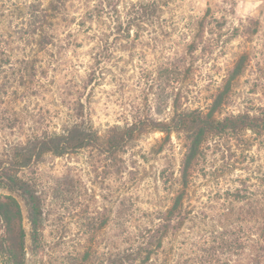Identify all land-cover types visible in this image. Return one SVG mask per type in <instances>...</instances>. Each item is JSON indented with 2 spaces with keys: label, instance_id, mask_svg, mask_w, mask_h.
<instances>
[{
  "label": "trees",
  "instance_id": "trees-1",
  "mask_svg": "<svg viewBox=\"0 0 264 264\" xmlns=\"http://www.w3.org/2000/svg\"><path fill=\"white\" fill-rule=\"evenodd\" d=\"M46 2L0 0V93L7 128L18 125L24 134L26 119L18 117L13 106L20 102L28 107L44 88L40 77L47 73V63L43 56L51 48L79 49L82 36L93 47L90 61L78 65L83 68L86 64L85 76L76 75L79 83L60 94L67 108L65 113L59 112L61 128L40 129L36 122L32 133L0 161V188L9 193L0 194V220L5 228L0 254L6 263L25 264L27 234L20 201L27 211L33 248L41 243L44 200L19 174L41 164L47 155L64 157L90 150L110 157L115 167V264H264V112L219 114L251 63L248 52L235 53L226 77L213 87L205 105L190 106L187 94L181 93L160 119L137 112L124 127L115 125L101 133L92 123L91 93L86 96L89 87L92 92L107 76L117 79L119 63L132 65L137 56L134 50L147 46L142 33L181 34L183 53L177 70L186 75L190 71L187 56L194 54L199 44L205 52L209 44L206 32H222L231 25L236 35L241 31L248 37L258 23L241 19L237 26L229 24L226 17H215L211 7L202 17L180 15L183 0ZM76 2V9L83 12L79 23L69 17ZM223 12L230 17L235 14L233 6ZM70 24L79 29L64 33ZM150 41L157 45L161 39ZM118 51H129V59L117 56ZM157 132L163 137L149 151L135 149L143 135ZM172 134L182 136L178 174L173 165ZM161 155L167 167L155 180L162 190L155 185L144 197L139 193L143 164ZM217 155L219 160L212 158ZM201 178L203 183H199ZM205 186L207 191L202 189ZM107 224L106 219L101 228Z\"/></svg>",
  "mask_w": 264,
  "mask_h": 264
},
{
  "label": "rangeland",
  "instance_id": "rangeland-1",
  "mask_svg": "<svg viewBox=\"0 0 264 264\" xmlns=\"http://www.w3.org/2000/svg\"><path fill=\"white\" fill-rule=\"evenodd\" d=\"M78 5L76 2L69 10L70 19L77 18V23L83 13L81 9H76ZM180 5L183 7L179 9L180 15L185 13L202 17L211 7L215 17H226L229 24L237 26L241 19L253 20L258 23V28L248 37L243 36L241 31L236 35L231 25L222 32H206L204 37L209 44L205 52L203 45L199 44L197 51L187 56L186 66L190 71L186 75L177 70L178 60L183 53L181 34L172 31H168L166 36L142 33L141 39L147 46H138L134 50L137 56L130 61L132 65L119 63L117 79L107 76L100 85L93 87L92 92L89 87L86 93V96L91 93L93 126L101 133L115 125L124 127L137 112L154 115L156 119L163 118L181 93L187 94L190 106L205 105V99L210 96L213 87L226 77L228 63L234 59L235 53L242 51L250 54L251 63L234 85L232 99L219 110V114L258 115L264 112V0H183ZM231 6L235 13L232 17L223 12V9ZM69 29L77 30L79 26L70 24L62 31L66 33ZM134 34H131L132 38ZM153 38L161 39V42L155 45L150 41ZM188 40L191 42L193 38ZM80 42L79 49L71 48L68 52L53 47L48 55L43 56L47 63V73L40 77L44 88L28 107L20 102L13 106L18 117L26 119L24 134H21L18 125L13 129L6 127L3 121L4 97L0 93V161L7 158L11 147L32 133V127H37L36 122H39L40 129L61 128L59 112L65 113L67 108L60 94L69 92L74 82L79 83L76 75L85 76L86 64H83V68H78V65L90 61L91 42L84 36ZM129 53L118 51L117 56L127 60ZM51 54L55 55L53 59ZM248 135L253 136L252 133ZM179 136L172 134L176 174L182 158ZM162 137V133H147L134 147L137 151H149ZM257 150L255 147L256 153ZM124 157L128 159L129 155ZM162 157H151L143 164L145 173L139 184V193L144 197L148 191H154L155 185L162 190V184L155 180L158 172L167 167ZM212 158L220 159L218 155ZM234 174L241 175V172ZM19 176L29 182L44 200L43 229L37 249L33 248L29 238L30 225L25 205L19 200L27 234L25 264H115L113 224L117 177L110 157L90 150L64 157L47 155L41 164L22 171ZM203 181L201 178L199 183ZM202 189L207 191L209 187ZM0 194L9 193L0 188ZM106 219L107 226L101 228ZM4 233V224L0 220V238ZM0 264H7L4 254H0Z\"/></svg>",
  "mask_w": 264,
  "mask_h": 264
}]
</instances>
